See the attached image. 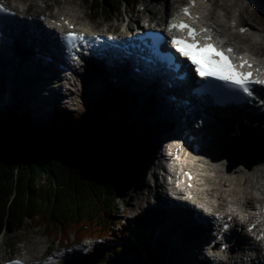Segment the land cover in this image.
<instances>
[{
    "label": "trees",
    "instance_id": "trees-1",
    "mask_svg": "<svg viewBox=\"0 0 264 264\" xmlns=\"http://www.w3.org/2000/svg\"><path fill=\"white\" fill-rule=\"evenodd\" d=\"M136 2L90 0L89 10L105 16L134 8ZM126 95L122 90L113 94L119 111L129 104ZM11 104L2 106L10 129L0 132V237L28 224L55 234L61 245L86 238L102 243L117 236L121 245L84 256L86 264H107V255L113 254L123 256V264H158L167 239L155 249L129 224L114 221L117 195L128 187L136 154L145 143L138 125H126L127 114L106 125L88 116L74 123L64 114L35 123Z\"/></svg>",
    "mask_w": 264,
    "mask_h": 264
},
{
    "label": "bare ground",
    "instance_id": "bare-ground-1",
    "mask_svg": "<svg viewBox=\"0 0 264 264\" xmlns=\"http://www.w3.org/2000/svg\"><path fill=\"white\" fill-rule=\"evenodd\" d=\"M30 1L35 3V0ZM240 1L241 0H221V3L217 4V6L224 10L226 15L223 14L221 20L215 18L216 21H214L213 24L217 29L222 28L226 30L230 25L229 21H226L223 18L227 16V13H232V10H235L234 13L228 17V20H237V26H239L237 29L244 26H250L248 34H241V38L245 40L244 42L247 43L249 49L264 57V53L262 52L263 44L259 41L255 42L252 38H249L250 34H255L264 39V36L261 33L263 31L259 30V27L254 24L248 23L241 15V10H244L247 6L246 4H241L242 6L238 7ZM251 3L252 2L249 4L251 5ZM66 4L68 5V3ZM63 5L62 7L59 6L58 9H60V11L65 10L66 12H58V15L70 16L69 12L72 10L64 9L65 6ZM46 7L48 8L47 5ZM167 11L168 2L165 5L164 14H167ZM138 13L139 12L136 11V14L139 16ZM211 16L213 18L215 17L213 16V13ZM138 19L139 18L132 19L131 23H136L138 26ZM0 61V71L3 70V74H6L7 79L5 84V81L0 78L1 90L5 85L6 94L9 95V98H14L17 101L14 103V106L18 107L19 111L22 113L26 114V111H29L31 115H27L32 121L36 118L33 114L38 115V108H41V106H43L42 109L44 111L48 113L54 111L52 114L60 116L63 112L60 113L59 104L65 106V108L68 105L73 106L76 104L71 95L73 91L68 85L66 86L65 83L69 85H73L76 82L82 83L85 91L84 95L91 98H96L95 96H97L101 99V96L99 95L101 94V91H95L92 89V87H94V82L105 84L107 90L115 89V91L124 90L126 92V96L129 98V104L127 105V108H125V114L135 121L138 127H140L142 134L145 136V143L141 146L139 152H137L135 157V167L133 166L135 168V176L133 177L132 182L135 192L132 196L137 201L136 204L132 206L147 209L146 212L148 219L155 224L152 225L154 228L151 229L153 231L152 233L154 235L157 234V237L161 234L160 236L164 237L162 240L167 239L168 243L173 247V251H175L178 264H218L214 259L210 258L207 253L206 248L208 247L211 250V247L208 245L204 248L203 246L205 243L204 241L208 239V232L205 234L206 231H203V229L204 227H206V229L209 228L210 230L213 229L221 219H224V221L226 220V222L232 220L235 218L233 212L238 210V207L245 206L248 210H251V213H248L247 218L245 219V227H248L252 223H257V227L262 225L261 220L264 221V156L260 161L251 164L250 166L240 163L228 170V168H225L223 165L224 154L220 151L221 149L216 146L211 160L207 161L206 166L202 167L200 170L203 171V174L198 175L200 177L197 182V193H194V195L200 200V202L197 203H201V206H198L197 203L184 200L183 198H176L175 200H170L168 205H162L159 208H155V202L150 201V199H147L148 196L143 195L141 189H146L147 187L150 188H147L148 190L146 189L149 193V198L153 196L154 201H159L160 197L168 198L172 193V190H169L167 187L164 178L160 180L157 179L158 177L154 176L153 186H155V188L158 186V189H156L155 192L156 195L154 194L152 183L149 182L150 179L144 177V172L148 170V167H151L152 164H156V167L158 166L159 169L168 173L172 180L175 179L176 173L174 168L177 166L175 158H172L173 155L179 153V163H185L186 165V167H183L182 169H187V166L190 167L191 165L190 159L187 155V145H182L177 142L180 137H175L173 140L167 139L165 142L166 144L162 143L169 122L175 123V128L178 130L182 125L176 117V111L180 110L181 107L179 105H177V108L174 107L167 98L170 94L175 95L172 90L163 87L159 96L160 100L158 99L157 103L154 100L157 98L155 96L157 92L154 90V93L150 88L149 83L147 86L129 82V80L125 79V76L127 75L126 72L117 70L114 66L99 67L95 72L91 69V73H93L94 76H98L95 78L90 77L91 73L81 74L77 71L75 75L72 73V75L66 80H62L61 77H57L58 70L55 68H52L53 70H50V72L48 71L49 69H45L48 74L32 70V66H30V58H28V55L26 56V54L20 55L18 58L13 56L11 58L0 57ZM262 64L264 67L263 60ZM91 65L92 63L88 67H91ZM88 67L86 66L83 69H89ZM100 83L99 85L101 86ZM62 88H67V90H62ZM43 95H45V97ZM43 98H45V100L49 99L50 102L45 101ZM112 101L114 102V99L111 97L110 102ZM170 109V112L173 115L168 113V110ZM231 114L236 118L235 120L237 121L238 129L255 138L252 139L251 145L254 143L255 147L256 145L262 147L263 144L260 142L264 140V126L262 123L264 117L259 119L258 129L251 125L245 126L241 121L242 118L258 120L252 109H246L243 111L238 110ZM231 121L225 122L220 130H216L214 131L215 134H212L214 137H218V143L225 140L226 134L233 131V124L235 122ZM172 133L174 134L175 132L172 131ZM261 150L264 152V149ZM188 152H190V149ZM168 160L170 164L166 165ZM211 184H215V186L216 184L219 186L226 185V187H230V189H227L226 192L224 188L223 191L225 190V193L222 192L221 194L219 186L217 187V190L214 191L215 189L213 190L211 188ZM253 190L256 191L259 196H255ZM145 194H147V192H145ZM238 194H249V199H253L252 201L254 202L248 201L245 197L240 199V195L237 197ZM258 202L260 207H257L256 205ZM144 209L142 213H145ZM205 209H207V211H205ZM259 209H262L263 212L258 213ZM192 214L194 215L192 216ZM137 216H139V219L146 221V216L143 217V214L141 216V214L137 213ZM229 216L230 219H228ZM244 216L246 217V215ZM162 240L160 239V242ZM198 255L201 256L200 259H198Z\"/></svg>",
    "mask_w": 264,
    "mask_h": 264
},
{
    "label": "rangeland",
    "instance_id": "rangeland-1",
    "mask_svg": "<svg viewBox=\"0 0 264 264\" xmlns=\"http://www.w3.org/2000/svg\"><path fill=\"white\" fill-rule=\"evenodd\" d=\"M63 2L62 0H35L36 5H34L32 9H37L38 11L43 12V13L45 12L47 13L49 11L52 13V12H55V9H58L59 6L62 7V5L64 4L63 5L65 6L64 9L72 10L69 13L76 16L78 20L80 21L79 23L84 28L114 30L116 28L117 29L122 28V26L119 25L120 18H124V19L139 18L140 20L141 19L140 15H145L146 17L149 16V17L161 18L159 7L165 9V5L168 2L167 12L170 13V11H172L174 7V3H176L177 0H138V6L134 10L139 12L138 14L140 17L135 12L132 14L127 13L126 11L123 10L125 8L120 9V11L118 12L116 11L112 14H107L105 16L101 13L98 17H96V13L89 10L90 0H68V1L63 0ZM250 2H252L251 5L249 4ZM66 3H68V5ZM220 3H221V0H215V1L211 0L210 4L208 5V8L212 10L211 14L213 13V16L215 17L216 16L218 17L219 13L225 12L222 9H219V7L217 6V4H220ZM55 4H60V5H55ZM241 4H246L247 6V8H245L244 10H241L242 12L241 15L245 18V20H247L248 23L254 24L255 26L259 27V30L263 31L261 33L264 36V26H262L264 25V0H241L238 7L242 6ZM45 5H47L48 8ZM144 7H146V10L142 11ZM58 11H60V9ZM64 11L65 10H61L60 12L65 13L66 11L65 12ZM234 11L235 10H232V13H234ZM83 13H84V17H83ZM232 13H227V16L231 15ZM155 14L157 17L155 16ZM249 36H250L249 38H252L253 41L255 42L259 41L261 44H263L262 52L264 53V39H262V37H259L258 35H255V34H250ZM245 45H247V43H245ZM0 64H1V61H0ZM0 78L4 80L6 84V80H7L6 74H3V70L0 71ZM101 78L104 79L103 77ZM65 85L66 86L68 85L73 91L71 95L76 104L73 106L68 105L69 107L67 106L66 108L65 106H61V104H59L60 106L59 111L60 113L63 112L62 114L66 115L65 118H67V120H71V122L77 123L79 122L78 120L82 121V119L88 116L91 118H99L101 121L100 122L101 125H106L108 123L116 121L118 117H121L123 114H125V110L119 111L116 104L113 101L110 102L111 97L113 99V94H115V89H112V90L108 89L106 91H103L101 94H99L101 96V99L95 96L97 98L96 99V98L86 97V95H84L85 91L83 89V84L80 82L79 83L76 82L73 85H69L65 83ZM2 88H3L2 89L3 91L0 88V95L7 93L5 92L6 91L5 85ZM62 90H67V88H62ZM43 99L45 100V98ZM11 101H12L11 102L12 104L17 102L13 98ZM45 101L50 102L49 99ZM42 107L43 106H41V108L36 107L38 108V113H37L38 115L33 114V116L36 118H34L35 120L33 121L31 120L32 122L38 121V120L44 121V119L42 120V118H40L39 116H43V118H46L47 116L48 118L51 112L48 114L43 113ZM26 112H27L26 114H28L29 116L31 115L29 111H26ZM39 112H42V113H39ZM111 116L113 117L111 118ZM3 118L5 120L8 119L7 117H2V119ZM84 120L86 121V119ZM132 123H135V121L127 115L125 124L129 125ZM175 125H176L175 123L169 122V125L166 128L165 138L162 140V143H165L167 139L173 140L175 139V137L178 138V134L174 133L175 134L174 135L172 133V131L175 132L176 130ZM6 127L8 126L7 125L4 126V123L3 124L0 123V129L3 130V129H6ZM138 128L140 130V127ZM263 141L260 142L261 144H263L262 145L263 148L257 145L255 148L254 146L255 151L252 150V153H251V154H255L254 157L236 156L234 157L233 162H236L238 164L240 163L241 164H245V163L253 164L254 162L255 163L258 162L263 156V152L261 150V149H264ZM172 158H175L179 162L178 156L173 155ZM169 160L166 162V165L170 164ZM183 164H184L183 167L185 168L186 165L185 163ZM155 165L156 164H152L151 167H148V170L144 172V177L150 179L149 182L152 183V186H153V180L155 178L154 176L158 177L157 179H160V180L164 178L166 180V184L168 187V183L172 181L170 179L171 177L169 176L168 173H166L162 169H159L158 166L156 167ZM134 167H132V169L130 170L129 176H128V180H127L128 187L126 188V190H121L120 193L117 195V198H116L117 214L115 216L114 221L119 222L121 226H127V224H129L131 226V230H134L135 232H139L140 234L144 236L148 235L149 237L147 238L148 239L147 241L150 242V244H152L153 247L156 248L160 244V239L162 240V238L164 237L160 236L161 234H159L158 238H156V235L152 233L153 231L151 229H154L152 225H155V224L153 223V221L148 219L147 212H145V214L142 213L144 209L143 207L141 209L136 206L135 207L132 206L136 204V201H137L132 196L135 192L133 182H132L133 177L135 176ZM183 167H181L180 165H177L174 168L175 173H176L175 180L178 179L177 177L178 175H180L181 169ZM210 186L213 190L215 189L214 191H216L219 185L216 184L215 186V184H211ZM219 188L221 189L220 191L221 194L222 192L225 193L224 192L225 190L227 192V189L228 190L230 189V187H226V185L224 186L221 185L219 186ZM224 188L225 190L223 191ZM146 189L145 188L141 189V192H143V195L148 196L147 199H150V201H152V196L149 198V195H148L149 193L147 191L150 188H148L147 190ZM156 189H158V187L155 188V186H153L154 194H155ZM145 192H147V194H145ZM253 193L255 196L257 195L259 196V194L256 193V191H254ZM249 196H250L249 194H238L237 195V197H239L240 199L245 197V199H247L248 201H252L253 199H249ZM160 199H163V197H160ZM137 213L141 214V216L143 214V217L146 216V221H144L143 219L142 220L139 219V216H137ZM203 231H206L205 234H207L206 227H204ZM126 232L129 233L128 231ZM153 237L156 239H153ZM95 240L96 239H85L81 241L83 245L82 247L78 245L80 247L79 248L80 250H77L75 253L73 251L74 247L70 245V243H72L71 240L68 242L64 241L67 243L66 244L64 243L63 248L61 247L59 248V250H54L58 247V245H61V244H58L57 237L55 236V234L48 235L45 233V231L42 228L36 227L32 229L29 227V224H28L26 227H24L22 231H19L16 233H11V232L5 233L1 237L0 259L4 256L11 257V256L20 255V256H24L25 260H31L34 258H39L40 256H44L47 251L48 252L59 251V252H63V256L61 257L60 262L58 264H86L84 260V256L89 255V254L92 256H97L99 250L100 251L104 249L112 250L118 247L119 245H121V240L117 236L108 237L102 243L100 242L101 244H97V245H96ZM172 248L173 247L170 244H168V249L166 248V250H162L161 261L158 264H178L176 260L175 251H173ZM197 257L198 259L201 258V256L199 255ZM106 259H107V262H106L107 264H123V261H124L123 256H121L120 254H113L111 257L107 255ZM126 260L129 261V260H132V258H127ZM141 261H143V259Z\"/></svg>",
    "mask_w": 264,
    "mask_h": 264
},
{
    "label": "snow or ice",
    "instance_id": "snow-or-ice-1",
    "mask_svg": "<svg viewBox=\"0 0 264 264\" xmlns=\"http://www.w3.org/2000/svg\"><path fill=\"white\" fill-rule=\"evenodd\" d=\"M195 2L196 0H188L187 5L180 7L179 11L174 13L167 20L166 30L171 34L170 43L172 48H174L176 53L180 56L186 57L187 60L191 62L197 76L213 77L216 80L223 81L231 90L229 92L230 95L235 96L242 102L251 103L252 101H258L260 108L264 109V87H255L264 86V76H254L250 71H240L246 64L249 68L251 67L247 59L242 56L239 58L238 64L229 62V58L225 53H230L232 51L231 48L216 49L211 42L212 38L207 28L198 27V30L197 28H193L192 23H195L197 16L190 13V7L194 5ZM201 2H203V0H201ZM8 12L9 9L0 4V13ZM184 17H187L188 21L192 23L186 21ZM40 19H43V17H40ZM233 24H235V21H233ZM173 29L177 32H182V35L177 36L172 34ZM240 31L247 32L248 28L241 27ZM201 33L204 35H200ZM75 35L76 34L72 32H68L62 34L61 39L71 43ZM145 37L151 39L152 50L158 53L164 43L162 35L159 33H146ZM186 37L192 38L191 41L189 42ZM197 37L204 41L198 48L196 47L199 42ZM194 48L196 49L195 52L192 50ZM206 49H213V55L206 54ZM216 68L221 70H214ZM205 211H207V209H205ZM224 227L226 230L228 225L226 224ZM259 238L260 237H257V239ZM7 264H22V262L14 260L8 261Z\"/></svg>",
    "mask_w": 264,
    "mask_h": 264
},
{
    "label": "water",
    "instance_id": "water-1",
    "mask_svg": "<svg viewBox=\"0 0 264 264\" xmlns=\"http://www.w3.org/2000/svg\"><path fill=\"white\" fill-rule=\"evenodd\" d=\"M4 119V118H3ZM2 119V117H0V123L1 124H3L4 123V126H8V127H6V129H0V132H6V131H8L9 129H10V123H9V121L8 120H3ZM244 139L243 138H241V136L240 137H234V138H232L230 141H229V145L230 146H235L236 148H238V149H241V150H243L241 147H244L243 145V143H244ZM241 154V157H243V156H245L246 155V153H240ZM227 156V159L230 161V165H229V169L228 170H230V169H232L233 167H235V166H237L238 165V163H236V162H232L231 160H232V157L230 156V155H226ZM246 165V164H245ZM251 164H247V166H250ZM153 248H155V247H153ZM156 249V248H155ZM161 255L162 254H159V262L161 261Z\"/></svg>",
    "mask_w": 264,
    "mask_h": 264
}]
</instances>
